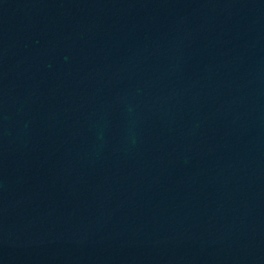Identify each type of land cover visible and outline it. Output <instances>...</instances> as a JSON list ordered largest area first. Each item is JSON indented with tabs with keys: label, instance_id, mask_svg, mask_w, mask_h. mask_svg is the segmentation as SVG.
Segmentation results:
<instances>
[{
	"label": "water",
	"instance_id": "obj_1",
	"mask_svg": "<svg viewBox=\"0 0 264 264\" xmlns=\"http://www.w3.org/2000/svg\"><path fill=\"white\" fill-rule=\"evenodd\" d=\"M0 264H264V0H0Z\"/></svg>",
	"mask_w": 264,
	"mask_h": 264
}]
</instances>
